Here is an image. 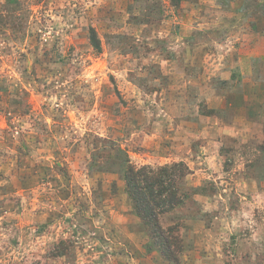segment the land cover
<instances>
[{"label": "rangeland", "instance_id": "obj_1", "mask_svg": "<svg viewBox=\"0 0 264 264\" xmlns=\"http://www.w3.org/2000/svg\"><path fill=\"white\" fill-rule=\"evenodd\" d=\"M0 264H264V0H0Z\"/></svg>", "mask_w": 264, "mask_h": 264}, {"label": "trees", "instance_id": "obj_2", "mask_svg": "<svg viewBox=\"0 0 264 264\" xmlns=\"http://www.w3.org/2000/svg\"><path fill=\"white\" fill-rule=\"evenodd\" d=\"M93 37L96 49L99 45ZM190 174L189 167L184 163L171 166L153 168L144 166L136 169L129 164L125 170L124 179L126 191L133 202L134 211L150 229L154 239L164 249L166 256H172V242L178 241L174 233L175 228L164 230L160 224V217L167 212L183 205L188 198V188L185 181Z\"/></svg>", "mask_w": 264, "mask_h": 264}]
</instances>
